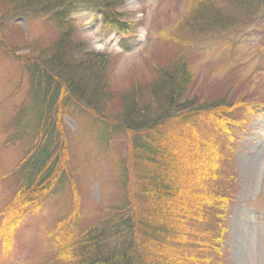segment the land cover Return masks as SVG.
Wrapping results in <instances>:
<instances>
[{
  "label": "trees",
  "instance_id": "1",
  "mask_svg": "<svg viewBox=\"0 0 264 264\" xmlns=\"http://www.w3.org/2000/svg\"><path fill=\"white\" fill-rule=\"evenodd\" d=\"M93 1L97 7L108 4ZM73 2L0 0V47L27 66L31 79L30 105L22 108L17 123L28 111L26 128L34 134L17 166L14 195L2 210L15 217L67 190L79 192L77 159L86 151V140L82 124L71 130L65 117L76 118L80 111L100 124L120 204L103 207L106 215L91 223L84 197L77 194L76 201L68 193L70 217L54 233L58 260L227 264V219L239 187L236 149L259 104L264 105L256 94L264 83L252 89L250 76H197L193 64L203 42L218 36L234 48L249 26H264V0H189L175 27L178 34H165L148 47L156 58L151 68L156 77L121 94L112 88L107 56L88 51L77 37L66 15ZM18 17L42 19L44 34L30 39L21 24L13 23ZM191 244L195 251L187 250Z\"/></svg>",
  "mask_w": 264,
  "mask_h": 264
},
{
  "label": "rangeland",
  "instance_id": "2",
  "mask_svg": "<svg viewBox=\"0 0 264 264\" xmlns=\"http://www.w3.org/2000/svg\"><path fill=\"white\" fill-rule=\"evenodd\" d=\"M188 1L108 0L103 8L93 5V0H85L73 3L67 14L87 50L107 56L112 88L121 94L141 87L135 84L137 81L148 84L156 77L157 73L151 71L157 65L156 58L148 47L163 41L165 34H178L175 27L185 14ZM13 23L21 24L30 39L45 32L42 19L18 17ZM238 40L234 48L231 40L218 36L199 45L193 64L196 75H237L242 79L250 76L252 89L264 83V26H249ZM30 80L27 66L6 55L0 47V264H65L58 260L61 252L54 233L70 217L72 198L67 194L73 192L76 201L84 197V214L92 223L106 212L103 207L120 204L114 197L120 194V186L116 175L106 166L107 143L100 135V124L91 123L88 114L77 111L76 118L66 116L65 122L71 130L82 124L86 140V151L77 159L78 197L73 189L49 198L33 212L23 210L17 225L13 215L4 213L2 208L17 187V166L34 136L26 128L31 118L28 111L17 123L22 108L30 105ZM256 94L264 98V87ZM259 105L260 111L246 126L236 149L239 187L227 219L229 231L223 247L227 248V264H264V105ZM125 137L123 133L124 140ZM69 239H65L66 246ZM195 249L192 244L187 247L190 251Z\"/></svg>",
  "mask_w": 264,
  "mask_h": 264
}]
</instances>
